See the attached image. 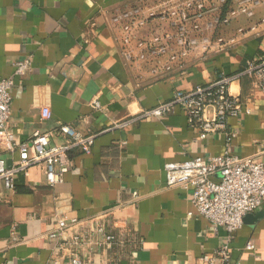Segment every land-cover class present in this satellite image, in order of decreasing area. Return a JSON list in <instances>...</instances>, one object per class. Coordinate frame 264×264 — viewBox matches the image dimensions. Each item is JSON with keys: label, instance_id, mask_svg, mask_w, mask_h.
I'll return each mask as SVG.
<instances>
[{"label": "crops", "instance_id": "crops-1", "mask_svg": "<svg viewBox=\"0 0 264 264\" xmlns=\"http://www.w3.org/2000/svg\"><path fill=\"white\" fill-rule=\"evenodd\" d=\"M156 3L0 0V78L11 81L8 126L15 144L58 125L94 136L89 154L70 152L73 168L54 188L37 167L15 176L13 194L0 185V264H66L70 252L85 264H196L201 255L225 245L229 264H264V207L251 214L257 220L243 221L228 241L223 228H214L193 207L191 189L166 187L164 173L168 163L214 158L225 151L264 164V97L255 81L242 77L229 87L241 102L240 113L227 120L230 142L224 135L200 140L179 107L161 119H138L170 101L174 92L234 76L249 59L264 56V4L254 8L251 18L239 16L227 25L218 21L230 3L208 8L196 22L200 36L220 38L225 47L204 57L192 55L182 69L152 77L151 65L122 57L112 19ZM171 30L159 16L151 17L139 37ZM24 60L29 68L15 75ZM94 102L99 110L93 109ZM43 108L51 115L48 121L41 119ZM63 143L53 133L51 144ZM0 158L11 166L18 152L1 150ZM60 218L79 222L64 234L61 249L49 238ZM89 221L105 225L121 245L104 252L97 239L69 247L70 238ZM247 244L253 251H245Z\"/></svg>", "mask_w": 264, "mask_h": 264}, {"label": "built area", "instance_id": "built-area-1", "mask_svg": "<svg viewBox=\"0 0 264 264\" xmlns=\"http://www.w3.org/2000/svg\"><path fill=\"white\" fill-rule=\"evenodd\" d=\"M226 3H230V7L223 18L219 19L220 25H227L239 16L251 18L254 8L264 4V0H157L152 6L133 7L121 12L113 17L112 24L119 33L122 57L132 64L151 65L149 74L156 77L162 71L182 69L192 55L204 57L210 51L222 50L225 42L220 38L200 36L201 29L196 22L208 8L215 10ZM156 16L166 21L172 30L139 37L148 18ZM260 24L264 25V20ZM162 59L165 60L160 63ZM28 68L27 60L17 63L15 75H22ZM242 77L253 79L264 97V56L249 59L234 76H221L190 91H176L170 101L142 112L138 119H161L179 107L186 114L189 127L199 131L200 140H205L209 135H224L226 141L230 142L233 133L227 128V120L240 113L241 102L237 96L231 95L229 87ZM10 86L9 79L0 78V151H17L18 161L7 166L5 160L0 158V185L5 192L13 194L15 176L30 167H37L44 173L47 185L54 188L63 182L65 175L73 168L70 152L78 149L83 154H89L94 136H85L68 125H58L53 132L34 131L27 142L16 145L8 126L11 113ZM92 107L100 109L97 102L92 103ZM50 117L47 109H41L43 121H48ZM53 133L61 135L64 143L51 144ZM164 173L166 187L191 189L193 207L214 228H223L228 241L242 227L247 215L264 207V164L250 157L242 158L225 151L223 155L214 158L195 157L181 163H168L164 166ZM78 224L75 218H60L54 222L49 238L60 245L64 234L75 229ZM97 239V245L104 252L114 244L121 245L118 237L108 231L105 225L93 221H89L87 226L73 235L67 244L69 247H77L89 245ZM62 247L60 245L59 248ZM244 249L253 251L254 248L247 244ZM229 262V249L225 245L201 255L196 264ZM66 264H85V261L78 253L70 252Z\"/></svg>", "mask_w": 264, "mask_h": 264}, {"label": "water", "instance_id": "water-1", "mask_svg": "<svg viewBox=\"0 0 264 264\" xmlns=\"http://www.w3.org/2000/svg\"><path fill=\"white\" fill-rule=\"evenodd\" d=\"M260 216V215H259ZM258 215H257V217H259ZM256 217H253V216H251V215H247L244 219H243V221L244 222H248V221H253V219L254 220H257V218L255 219Z\"/></svg>", "mask_w": 264, "mask_h": 264}]
</instances>
